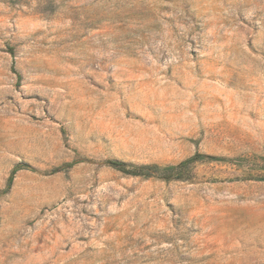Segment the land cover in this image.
I'll return each mask as SVG.
<instances>
[{"label": "rangeland", "instance_id": "obj_1", "mask_svg": "<svg viewBox=\"0 0 264 264\" xmlns=\"http://www.w3.org/2000/svg\"><path fill=\"white\" fill-rule=\"evenodd\" d=\"M0 264H264V0H0Z\"/></svg>", "mask_w": 264, "mask_h": 264}, {"label": "trees", "instance_id": "obj_2", "mask_svg": "<svg viewBox=\"0 0 264 264\" xmlns=\"http://www.w3.org/2000/svg\"><path fill=\"white\" fill-rule=\"evenodd\" d=\"M214 159L215 157L203 154H194L193 156L177 163V164H170V165H164L160 166L158 164H141V165H130L125 162H122L117 159H107L105 163L115 168L119 171H121L124 174L132 175V176H156L159 178H166V179H184L188 176L190 172V165L194 164L197 161H203L205 159ZM73 162L67 163L66 168H69L73 165ZM22 165H17L13 168L11 171L9 177H8V183L7 187H9V184H11L13 180L14 173L21 169ZM55 171L61 170V168H55Z\"/></svg>", "mask_w": 264, "mask_h": 264}]
</instances>
